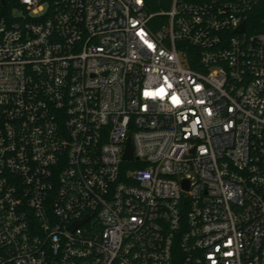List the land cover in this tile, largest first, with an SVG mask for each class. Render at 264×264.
Returning a JSON list of instances; mask_svg holds the SVG:
<instances>
[{
	"label": "built area",
	"instance_id": "obj_1",
	"mask_svg": "<svg viewBox=\"0 0 264 264\" xmlns=\"http://www.w3.org/2000/svg\"><path fill=\"white\" fill-rule=\"evenodd\" d=\"M263 11L13 0L0 264H264Z\"/></svg>",
	"mask_w": 264,
	"mask_h": 264
},
{
	"label": "trees",
	"instance_id": "obj_2",
	"mask_svg": "<svg viewBox=\"0 0 264 264\" xmlns=\"http://www.w3.org/2000/svg\"><path fill=\"white\" fill-rule=\"evenodd\" d=\"M172 0H144L145 10L148 13H159L169 10ZM13 0H9L4 8L0 7V15H9ZM260 17L264 16V11L260 12ZM151 22H156L155 29L161 27L166 22L165 16H155Z\"/></svg>",
	"mask_w": 264,
	"mask_h": 264
},
{
	"label": "water",
	"instance_id": "obj_3",
	"mask_svg": "<svg viewBox=\"0 0 264 264\" xmlns=\"http://www.w3.org/2000/svg\"><path fill=\"white\" fill-rule=\"evenodd\" d=\"M0 4H1L2 6H4V4H5V0H0ZM241 29H242V27H241ZM123 158H124L125 160H130V159L132 158V153H131V148H130V144H129V142L127 143V149H126V152H125Z\"/></svg>",
	"mask_w": 264,
	"mask_h": 264
},
{
	"label": "rangeland",
	"instance_id": "obj_4",
	"mask_svg": "<svg viewBox=\"0 0 264 264\" xmlns=\"http://www.w3.org/2000/svg\"><path fill=\"white\" fill-rule=\"evenodd\" d=\"M14 11H15V9H14ZM14 11H13V12H14Z\"/></svg>",
	"mask_w": 264,
	"mask_h": 264
}]
</instances>
